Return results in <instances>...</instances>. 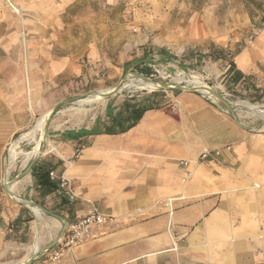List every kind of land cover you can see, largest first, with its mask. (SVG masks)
I'll return each instance as SVG.
<instances>
[{
  "label": "crops",
  "instance_id": "0c3cea01",
  "mask_svg": "<svg viewBox=\"0 0 264 264\" xmlns=\"http://www.w3.org/2000/svg\"><path fill=\"white\" fill-rule=\"evenodd\" d=\"M51 2L59 5L52 13L68 6L66 0ZM27 6L41 19L34 0ZM19 15L7 0H0V258L19 250L30 235L31 222L20 224L7 237L2 235L18 217L25 220L5 192L4 155L30 130L24 132L39 108L37 60L48 58L47 51L31 45L51 43L56 37L51 21L47 26L39 20L25 23ZM259 36L239 52L228 53L244 78L235 83L234 72L227 70L225 79L238 91L251 92L253 85L264 100V29ZM68 60L64 56L49 62L46 78L66 75ZM65 132L57 135L59 145L50 151L55 153L34 165L38 172L44 171V164L50 165L76 191L77 200L69 203L72 212L64 211L63 218L72 223L95 205L117 222L93 233L59 262H50L49 254L43 253L31 264H264L263 130L246 131L203 96L174 91L165 101L151 95L111 102L91 125L69 131L70 136ZM226 145L233 146L230 153L198 163L205 149ZM78 147L83 150L76 156ZM181 161L189 166L183 167ZM20 182L15 197L34 204L53 203L54 194L31 174ZM59 205L57 201L55 206ZM29 209L37 219H44V211ZM58 224L53 241L62 229L63 224ZM171 228L183 237L177 251L172 250ZM41 248L37 232L22 259L8 263H26Z\"/></svg>",
  "mask_w": 264,
  "mask_h": 264
},
{
  "label": "rangeland",
  "instance_id": "374dc122",
  "mask_svg": "<svg viewBox=\"0 0 264 264\" xmlns=\"http://www.w3.org/2000/svg\"><path fill=\"white\" fill-rule=\"evenodd\" d=\"M14 1L22 7V15H19V6L7 0L11 10L19 15V21L27 23L28 19L39 20L45 22V26L51 21V25L55 26H50L51 32L56 35L51 43L35 41L31 45L34 49L47 51L44 55L48 60H37L41 67L39 108L24 132L32 129L40 116L39 119L45 120L46 129V113L56 104L65 102L49 123L47 141L58 146V134L91 125L111 102L151 95L165 101V97L171 96L174 91L162 88L151 90L148 85H180L176 83L179 74H184L188 79L198 76L220 94H229L228 101L245 125L253 126L264 121L244 114L236 106L239 100L252 103V99L260 96L259 92L255 93L254 89L251 92L234 90L225 79L230 56L225 58L229 51L235 54L247 43L255 42L264 29V0H66V9L53 13L51 10H57L59 5H53L51 0H34L37 3L36 12L42 14L41 19L36 17L34 10L28 9L29 0ZM162 49L167 51L168 56L158 54ZM211 53L213 59L205 57ZM64 56L69 58L68 73L46 78V75H50L48 63L63 60ZM146 69H150L149 74L154 76L149 77ZM137 75L144 79V86L131 87V80L139 78ZM119 85L122 88L119 93L99 103L80 105L78 100L68 102L96 91L112 90ZM195 94L205 96V99L227 110L219 101ZM255 104L264 107V100ZM261 130L264 131V128L251 131ZM45 148L49 149L47 146ZM53 153L39 157L38 161ZM10 165L8 149L4 155V173L8 174L10 181H17L23 171L18 164L11 168ZM54 201L52 204H35L44 211L43 220L37 219L29 207L13 201L25 217L21 224L31 222L28 225L30 235L23 245H19V250H11L0 258V263L22 259L26 254L25 248L35 242L37 232L42 241L41 250L46 243L53 242L54 234L59 230V220L45 211L61 217L66 215L60 206H55L57 201Z\"/></svg>",
  "mask_w": 264,
  "mask_h": 264
},
{
  "label": "built area",
  "instance_id": "2783aa9c",
  "mask_svg": "<svg viewBox=\"0 0 264 264\" xmlns=\"http://www.w3.org/2000/svg\"><path fill=\"white\" fill-rule=\"evenodd\" d=\"M152 75L151 77H153ZM226 99L230 97L229 94H222ZM228 100V99H227ZM222 112L229 115L227 110L222 109ZM82 149H77L76 156L80 155ZM233 150L232 145H226L214 150L205 149L202 151L198 157V163L204 162H213L216 159L220 158L225 152L230 153ZM180 164L183 167H188V161H181ZM50 179L53 182H56L59 187V191L64 195V197L68 200L69 203H74L78 196L76 191L72 188L70 181L64 175H58L55 171L50 172ZM187 181V178L183 180ZM166 207L169 209L170 213H172V202L168 201L166 203ZM117 222L115 216L104 213L97 206L93 205L92 209L89 213L68 224L67 230L63 239L58 243V245L53 248L51 251L45 253L49 254V260L52 263H56L61 261L65 255L70 253L75 247L80 245L83 241H85L88 237H90L96 231L102 230L105 227L112 225ZM16 227L12 223L6 229L2 230V235L4 237L9 236L15 231ZM170 234L173 242L172 250H178L180 247V242L183 240V237H180L176 233L173 232L172 228L170 229Z\"/></svg>",
  "mask_w": 264,
  "mask_h": 264
},
{
  "label": "bare ground",
  "instance_id": "6f19581e",
  "mask_svg": "<svg viewBox=\"0 0 264 264\" xmlns=\"http://www.w3.org/2000/svg\"><path fill=\"white\" fill-rule=\"evenodd\" d=\"M144 79L143 78H134L131 80V87L142 85L144 86ZM155 83V82H154ZM177 84H185L190 88H197L200 89V94L208 95L207 92L204 91L206 87H209L200 77L192 76L191 78H187L184 74H179L178 78L176 79ZM159 84V83H157ZM149 89L157 90L160 88L159 86H155L153 84L148 85ZM111 90V89H110ZM110 90H102L100 93H105ZM205 97V96H204ZM208 97V96H207ZM104 99L100 96V94H90L82 99H78V103L80 105L85 104H92L93 102L99 103ZM237 108H239L244 114L254 117L256 119L264 120V107L250 103L248 101H237L236 102ZM52 110V109H51ZM51 110L47 113V119H49V115ZM45 120L44 118L39 119L36 124L30 129L28 132L22 134L16 142H13L9 147V161L11 163L10 168L13 165H19L21 170L24 171L30 163L37 157L40 156L42 152V137L45 131ZM46 146L49 149L45 148V154L49 153L52 150H55V146L47 141ZM44 154V155H45ZM9 179H7V184H9ZM20 185V181H15L13 185L10 186L9 191L14 193L16 186ZM17 202L19 200H16ZM32 209L36 213H41L42 210L37 206H32ZM0 264H19V263H0ZM24 264V263H23Z\"/></svg>",
  "mask_w": 264,
  "mask_h": 264
},
{
  "label": "water",
  "instance_id": "95a60500",
  "mask_svg": "<svg viewBox=\"0 0 264 264\" xmlns=\"http://www.w3.org/2000/svg\"><path fill=\"white\" fill-rule=\"evenodd\" d=\"M138 77L142 78V76L137 75ZM146 81H152L151 79H145ZM160 84V88L166 90V91H180V92H189V93H200V89L197 88H190L186 85H176V84H172V83H159ZM121 85H119L118 87L105 92V93H100L99 91L94 92L95 94H100V96L103 99H106L110 96L116 95L117 93H119L121 91ZM205 92L208 93V98H213L217 101H219L221 104H223L226 108L227 111L229 112V115L233 118V120L236 122V124L241 127L242 129L246 130V131H251V130H255V129H259V128H264V121L262 123H258L256 125L253 126H247L245 125L240 119L239 116L235 113V110L232 107L231 102H229L222 94H220L219 92L215 91L214 89L210 88V87H206L204 89ZM82 99V98H79ZM78 99H73L70 100L68 102L74 103L76 102ZM65 102H60L58 104H56L54 106V108L51 110L50 115H49V119L47 122V127L44 131L43 137H42V152L40 154L39 157H42L45 154V147H46V143H47V138H48V133H49V123L53 117V115L57 112V110L59 109V107ZM37 157L32 163H30V165L22 172L18 175L17 177V181H20L22 179H24L25 177H27L28 175L31 174L32 169L34 167V165L37 163L38 158ZM15 183V180L13 181H9L8 185H5V192L6 194L9 196L10 199H12L14 202L20 204L23 207H30V206H35V204L33 202H28V201H23L20 198H17L13 195V193H11L9 191V188L11 185H13ZM16 200H19L18 202ZM46 213L50 214L51 216L55 217L56 219H58L59 221H61L63 223L62 225V229L60 230L58 236L56 237V239L50 243L49 245H47L46 247H44L43 250L37 252L28 262L24 263V264H31L33 261L37 260L39 258V256L43 253H47L49 251H51L53 248H55L58 243L63 239L65 232L67 230L68 227V222L61 216H57V215H53L48 211H45Z\"/></svg>",
  "mask_w": 264,
  "mask_h": 264
},
{
  "label": "trees",
  "instance_id": "16d2710c",
  "mask_svg": "<svg viewBox=\"0 0 264 264\" xmlns=\"http://www.w3.org/2000/svg\"><path fill=\"white\" fill-rule=\"evenodd\" d=\"M158 54L161 55L162 57H166L168 56V53L166 50L162 49L160 51H158ZM230 56V62H229V69L228 72H234L233 75V82L238 83L240 82L244 76L242 75V73H240L237 69H236V64L234 62V60L231 58V55L228 54V56H226L225 59H228ZM205 57H209L213 59V53L205 55ZM215 60H218L217 58H214ZM220 60V58H219ZM147 75L150 77L152 74H149L150 69H146ZM252 88L257 92H260L259 89H256L255 87H253V85H251ZM249 90V89H248ZM263 100V95H260L258 97H256L255 99H252L251 102L253 104L261 102ZM141 117V116H140ZM139 120V118H137V120L134 122V124ZM68 136H70L71 132H65ZM76 134L80 133V131H75ZM65 134V135H66ZM42 168L44 169V171L42 172H38L37 167H33L31 175L33 178H35L37 180V182H39L42 186H44L45 188H47L50 192V194H54V199L60 202V210H64L66 212H68L69 214L72 212V207L69 204L68 200L64 197V195L59 191V187L58 184L56 182H53L50 179V171L53 170L51 168L50 165L48 164H44L42 166ZM46 171V172H45ZM55 171V170H53ZM56 172V171H55ZM58 174V173H57ZM60 175V174H58ZM22 222V218L18 217V219L13 223L15 225V227H19L20 224Z\"/></svg>",
  "mask_w": 264,
  "mask_h": 264
}]
</instances>
